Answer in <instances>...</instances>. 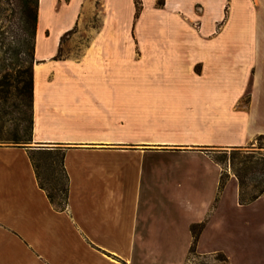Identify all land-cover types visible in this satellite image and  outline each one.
Returning <instances> with one entry per match:
<instances>
[{
    "label": "crops",
    "instance_id": "1",
    "mask_svg": "<svg viewBox=\"0 0 264 264\" xmlns=\"http://www.w3.org/2000/svg\"><path fill=\"white\" fill-rule=\"evenodd\" d=\"M38 0L32 146L0 144V264H253L212 153L264 134V0ZM80 43L61 50L64 36ZM60 147L63 210L28 150ZM228 196L232 199L228 201Z\"/></svg>",
    "mask_w": 264,
    "mask_h": 264
},
{
    "label": "trees",
    "instance_id": "2",
    "mask_svg": "<svg viewBox=\"0 0 264 264\" xmlns=\"http://www.w3.org/2000/svg\"><path fill=\"white\" fill-rule=\"evenodd\" d=\"M18 1L22 18L28 24L33 57L38 0ZM135 7V16H138L140 0H135ZM6 84L7 86L8 84L10 85L9 82ZM7 86L5 96L10 92ZM16 94L19 100L18 117L13 122V125L6 127V129L3 125H0V139L22 145L19 143L31 141L33 125V72L29 68L21 71L17 82ZM258 136H264V134ZM28 153L34 166L38 184L45 190L55 208L59 210L65 209L68 195V176L63 163V149L60 147H38L29 149ZM212 158L222 168L220 186H222L228 175L226 163L235 175L238 182V200L240 203L252 201L264 193V152L245 149L244 146H232L230 150L224 149L213 152ZM193 244L189 255L196 254ZM215 255L219 256L227 264V257L223 253L218 252Z\"/></svg>",
    "mask_w": 264,
    "mask_h": 264
},
{
    "label": "rangeland",
    "instance_id": "3",
    "mask_svg": "<svg viewBox=\"0 0 264 264\" xmlns=\"http://www.w3.org/2000/svg\"><path fill=\"white\" fill-rule=\"evenodd\" d=\"M71 34L70 32L68 36L62 38V52L74 51L80 45V43L75 42ZM31 45L32 41L29 36L28 24L22 18L19 1L0 0V125H3L5 129L13 125V122L18 117L17 82L21 71L27 68L32 71L34 58L32 57ZM7 82L10 85L8 84L7 86ZM6 86L8 90L10 89V92L6 95L7 97L5 96ZM0 144L15 143L0 139ZM19 144L28 147L32 146L31 141ZM230 148L227 147L221 150H230ZM244 148L264 152V136L254 137ZM226 168L227 172L231 171L227 163ZM230 199L232 197L228 196V201ZM259 201L258 208L248 210L246 208L242 215L251 217L248 229L251 231L249 236L251 237L253 264H264V194ZM186 264L226 263L217 255L202 256L190 254Z\"/></svg>",
    "mask_w": 264,
    "mask_h": 264
}]
</instances>
